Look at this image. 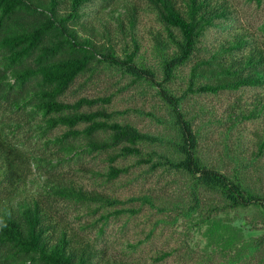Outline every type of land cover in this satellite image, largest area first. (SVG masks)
Here are the masks:
<instances>
[{"label":"trees","instance_id":"obj_1","mask_svg":"<svg viewBox=\"0 0 264 264\" xmlns=\"http://www.w3.org/2000/svg\"><path fill=\"white\" fill-rule=\"evenodd\" d=\"M97 1L100 6L90 11ZM233 12L230 0H0V103L34 120L50 148L30 160L0 130V264H137L98 248L63 213L62 200L94 212L119 202L103 189L88 188L79 178L55 170L66 161L95 175L102 186L129 174L132 167L172 168L191 179L188 209L199 208L201 189L220 194L222 212L264 209V188L249 173L250 163L264 159V92L254 97L243 93L264 88V46L242 29L203 46L209 32L227 23ZM145 14L153 15L159 27L143 31ZM146 32L161 56L162 80L144 57ZM206 49L208 54H202ZM191 62L188 86L178 96L168 85ZM101 67L130 74L133 82L159 86L173 120L167 153L152 148L162 137L119 120L121 112L108 107L111 96L66 99L79 77L90 80ZM222 92H241L227 104L229 130L239 134L248 122L261 120V127L251 130L252 150L237 142L236 151L247 156H232V172L204 159L202 130L182 106L190 95ZM228 148L227 143V154ZM85 154L104 160V167L86 166ZM129 159L134 163L123 164ZM33 165L42 170L40 182L32 178ZM127 211L117 208L101 215L108 220ZM199 220L207 224L212 241L237 249L241 229L209 215ZM246 222L252 224L251 219ZM242 246L236 251L247 247Z\"/></svg>","mask_w":264,"mask_h":264},{"label":"rangeland","instance_id":"obj_2","mask_svg":"<svg viewBox=\"0 0 264 264\" xmlns=\"http://www.w3.org/2000/svg\"><path fill=\"white\" fill-rule=\"evenodd\" d=\"M230 2L234 6L232 17L222 27L212 29L203 46H209L229 32L240 29L248 31L257 43L264 46V0ZM99 6V1L94 2L89 10L93 11ZM151 27L158 28L159 25L153 15L145 14L142 18V30L148 31ZM143 44L147 63L156 70L157 79L162 80L161 56L155 50L149 32H146ZM202 54H208V50L202 51ZM191 65L192 62L179 68L177 76L168 85L178 96L188 86ZM85 77L77 79L72 91L67 94L68 101L81 96H111L108 107L121 112L119 120L132 122L142 130L162 137L166 142L160 140L152 148L159 153L169 151L172 145L169 140L174 138L173 120L170 107L159 94V86L145 80L133 82V76L123 74L117 68L101 67L90 80L85 81ZM263 92L264 88H246L243 91L247 97ZM240 93L190 95L182 103L188 116L202 130L200 152L204 159L224 172L233 171L234 154L247 156V153L243 154L244 151H236L237 142L241 140L245 144V150H252L251 130L261 127V120H254L245 124L239 134L233 128L228 129L229 121L226 120L225 112L227 104ZM210 109L213 111L210 112ZM219 118L223 120L221 123L216 121ZM33 121L29 122L27 116L12 109L5 101L0 103V130L12 145L29 155L30 160L33 154L44 151L49 153L50 150L45 147L46 137L39 134ZM61 131L62 129H56L55 133ZM154 158L157 159V156ZM83 161L86 166L93 168H103L105 164L104 160L92 154H85ZM130 163H134V160L123 161L125 165ZM249 166L251 179L264 188V159L258 163H250ZM148 168L132 167L129 174L121 175L118 180L102 186L100 179L79 168L73 161L61 163L55 170L79 178L88 188H101L119 198V202L106 205L105 212L117 208H125L130 212L104 220L101 215L103 209L94 212L64 200L60 201L61 210L77 230L93 239L98 248L107 249L110 254L137 264H264V209L252 206L222 212L224 203L220 194L208 189L200 190L199 208L188 209L192 188L189 176L172 168ZM32 169V174L35 175L32 178H37L42 173L35 165ZM35 181L40 182L41 179L37 178ZM208 215L235 229H241L242 236L237 241V249L242 245L247 247L242 252H237L236 248H225L222 240L212 241L207 224H200L199 220ZM250 219L252 224L246 222Z\"/></svg>","mask_w":264,"mask_h":264}]
</instances>
